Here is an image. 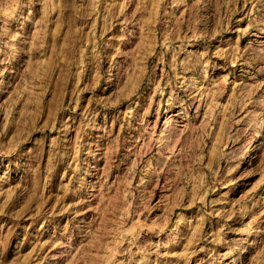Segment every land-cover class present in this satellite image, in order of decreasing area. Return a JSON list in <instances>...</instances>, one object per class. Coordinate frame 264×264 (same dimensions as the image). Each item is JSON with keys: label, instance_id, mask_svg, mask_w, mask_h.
Instances as JSON below:
<instances>
[{"label": "rangeland", "instance_id": "1", "mask_svg": "<svg viewBox=\"0 0 264 264\" xmlns=\"http://www.w3.org/2000/svg\"><path fill=\"white\" fill-rule=\"evenodd\" d=\"M0 264H264V0H0Z\"/></svg>", "mask_w": 264, "mask_h": 264}]
</instances>
